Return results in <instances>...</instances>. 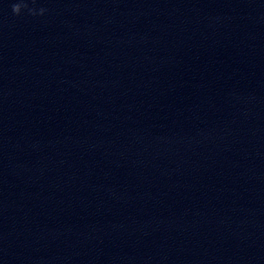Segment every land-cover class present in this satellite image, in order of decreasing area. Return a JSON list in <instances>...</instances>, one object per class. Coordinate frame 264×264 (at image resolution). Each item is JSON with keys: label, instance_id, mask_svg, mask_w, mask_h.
<instances>
[{"label": "water", "instance_id": "obj_1", "mask_svg": "<svg viewBox=\"0 0 264 264\" xmlns=\"http://www.w3.org/2000/svg\"><path fill=\"white\" fill-rule=\"evenodd\" d=\"M0 264H264V0H0Z\"/></svg>", "mask_w": 264, "mask_h": 264}, {"label": "clouds", "instance_id": "obj_2", "mask_svg": "<svg viewBox=\"0 0 264 264\" xmlns=\"http://www.w3.org/2000/svg\"><path fill=\"white\" fill-rule=\"evenodd\" d=\"M43 11V10H42Z\"/></svg>", "mask_w": 264, "mask_h": 264}]
</instances>
